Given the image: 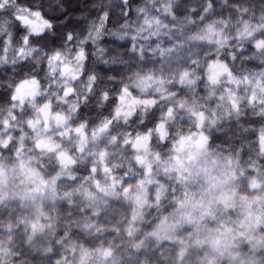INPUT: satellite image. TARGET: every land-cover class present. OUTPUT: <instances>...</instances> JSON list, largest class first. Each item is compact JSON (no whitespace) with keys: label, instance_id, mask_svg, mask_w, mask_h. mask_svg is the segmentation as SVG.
Masks as SVG:
<instances>
[{"label":"clouds","instance_id":"9594fccd","mask_svg":"<svg viewBox=\"0 0 264 264\" xmlns=\"http://www.w3.org/2000/svg\"><path fill=\"white\" fill-rule=\"evenodd\" d=\"M0 264H264V0H0Z\"/></svg>","mask_w":264,"mask_h":264}]
</instances>
